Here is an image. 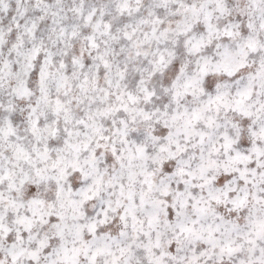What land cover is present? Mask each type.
I'll return each instance as SVG.
<instances>
[{
    "label": "snow or ice",
    "instance_id": "6c2138e0",
    "mask_svg": "<svg viewBox=\"0 0 264 264\" xmlns=\"http://www.w3.org/2000/svg\"><path fill=\"white\" fill-rule=\"evenodd\" d=\"M0 264H264V0H0Z\"/></svg>",
    "mask_w": 264,
    "mask_h": 264
}]
</instances>
